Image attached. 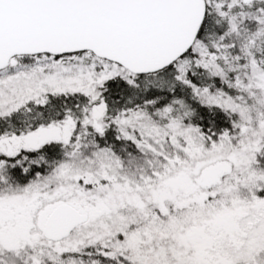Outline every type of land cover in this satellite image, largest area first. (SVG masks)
I'll return each instance as SVG.
<instances>
[{"label": "snow or ice", "instance_id": "6c2138e0", "mask_svg": "<svg viewBox=\"0 0 264 264\" xmlns=\"http://www.w3.org/2000/svg\"><path fill=\"white\" fill-rule=\"evenodd\" d=\"M0 264H264V0H0Z\"/></svg>", "mask_w": 264, "mask_h": 264}]
</instances>
